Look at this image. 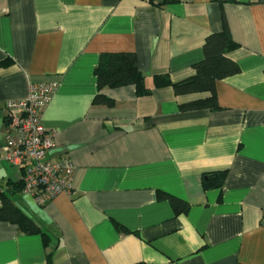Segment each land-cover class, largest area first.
I'll return each instance as SVG.
<instances>
[{
  "label": "crops",
  "instance_id": "1",
  "mask_svg": "<svg viewBox=\"0 0 264 264\" xmlns=\"http://www.w3.org/2000/svg\"><path fill=\"white\" fill-rule=\"evenodd\" d=\"M226 25L240 72L217 81L216 108L181 110L207 94L155 78L194 76ZM123 51L149 94L99 90L101 54ZM32 83L55 85L41 123L55 133L50 155L75 168L73 189L43 206L13 194L49 241L0 220V264H50V253L51 264H264V0H0L3 192L21 179L4 157L5 103ZM99 93L113 104H95Z\"/></svg>",
  "mask_w": 264,
  "mask_h": 264
},
{
  "label": "trees",
  "instance_id": "2",
  "mask_svg": "<svg viewBox=\"0 0 264 264\" xmlns=\"http://www.w3.org/2000/svg\"><path fill=\"white\" fill-rule=\"evenodd\" d=\"M237 47L232 38L229 28L218 33H212L205 39L203 46L204 58L195 64V75L183 81L172 83L167 77L157 76V86L172 85L176 94H200L207 96L190 102L182 103L181 110H197L202 108L214 109L218 106L216 99V83L240 72V67L228 54ZM98 88H117L121 86L134 85L139 96L151 92L145 85V77L138 69L137 55L134 52H107L102 53L100 61L95 68ZM98 105H112L113 100L99 93L94 98ZM223 173L221 175L224 178ZM208 185V184H207ZM210 185V183H209ZM7 191H0V220L17 224L21 231L26 234L40 233L43 235L45 244H48V235L41 227L25 213H23L13 202L12 196L15 192H22L24 183L19 181H8ZM160 197L168 199L177 213L187 212L188 205L177 197L161 193ZM118 228L120 226H117ZM52 254H48L49 263H52Z\"/></svg>",
  "mask_w": 264,
  "mask_h": 264
},
{
  "label": "built area",
  "instance_id": "3",
  "mask_svg": "<svg viewBox=\"0 0 264 264\" xmlns=\"http://www.w3.org/2000/svg\"><path fill=\"white\" fill-rule=\"evenodd\" d=\"M54 91L51 83H32L26 98L5 103L4 157L19 169L24 183L22 192L32 195L41 206L73 189L75 168L66 157L50 155L55 133L41 123Z\"/></svg>",
  "mask_w": 264,
  "mask_h": 264
},
{
  "label": "rangeland",
  "instance_id": "4",
  "mask_svg": "<svg viewBox=\"0 0 264 264\" xmlns=\"http://www.w3.org/2000/svg\"><path fill=\"white\" fill-rule=\"evenodd\" d=\"M13 171L15 172V176H18V174H20L19 169L16 167L13 168Z\"/></svg>",
  "mask_w": 264,
  "mask_h": 264
}]
</instances>
